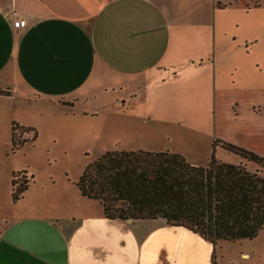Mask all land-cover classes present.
Wrapping results in <instances>:
<instances>
[{
    "label": "crops",
    "instance_id": "crops-1",
    "mask_svg": "<svg viewBox=\"0 0 264 264\" xmlns=\"http://www.w3.org/2000/svg\"><path fill=\"white\" fill-rule=\"evenodd\" d=\"M17 16L24 27H12ZM204 79L214 109L237 114L245 100L262 116L264 0H0V97L14 107L28 96L70 106L128 88L127 97L104 104L122 107L158 84L197 94L189 81ZM12 122L32 128L15 115ZM246 136L252 141L244 144ZM235 138L264 155V129ZM25 173L26 189L0 217V264H219L209 244L182 226L107 219L75 185L36 183ZM239 258L247 264L250 256Z\"/></svg>",
    "mask_w": 264,
    "mask_h": 264
},
{
    "label": "rangeland",
    "instance_id": "rangeland-1",
    "mask_svg": "<svg viewBox=\"0 0 264 264\" xmlns=\"http://www.w3.org/2000/svg\"><path fill=\"white\" fill-rule=\"evenodd\" d=\"M238 64L246 65L247 61L239 58ZM189 83L198 86L197 94L188 89L175 93L171 87L158 84L148 93L140 92L133 104L122 107H104V104L119 96L127 97L128 88L107 89L97 98L82 99L70 106L48 105L28 96L22 105L16 102L18 105L14 107L12 100L0 97V217L12 204V171L17 173L16 177L21 172L27 177L26 171L36 183L49 178L47 181H54L56 187L74 188L82 169L106 151H167L197 165L213 157L255 171L253 162L227 151L219 143L236 146L231 141L240 130L246 135L252 129L263 130V111L260 110L262 116L256 115L245 100L240 102L237 114L230 107L225 111L214 109L208 81L204 79L200 85L195 81ZM238 83H245V79L239 78ZM14 115L31 124L35 137L30 141L31 135L22 133L20 136L26 137V141L11 152L10 122ZM215 121L218 134L214 131ZM247 138L242 143L252 141ZM260 174L264 175V171ZM206 242L213 248L219 264H228L229 259L233 264H245V259L239 258L240 252L249 253L247 264H264V220L251 239L217 240L213 247Z\"/></svg>",
    "mask_w": 264,
    "mask_h": 264
},
{
    "label": "trees",
    "instance_id": "trees-1",
    "mask_svg": "<svg viewBox=\"0 0 264 264\" xmlns=\"http://www.w3.org/2000/svg\"><path fill=\"white\" fill-rule=\"evenodd\" d=\"M18 131V133H16ZM35 137L31 127L12 122L10 151ZM216 143V141H213ZM219 145L257 169L210 157L203 165L167 151H106L88 163L74 185L81 196L96 200L107 219L161 218L208 241L251 239L264 220V155L226 142ZM10 177V199L17 201L31 176ZM213 252V248H212Z\"/></svg>",
    "mask_w": 264,
    "mask_h": 264
},
{
    "label": "built area",
    "instance_id": "built-area-1",
    "mask_svg": "<svg viewBox=\"0 0 264 264\" xmlns=\"http://www.w3.org/2000/svg\"><path fill=\"white\" fill-rule=\"evenodd\" d=\"M25 26V20L21 16H17L13 21H12V27L13 28H22Z\"/></svg>",
    "mask_w": 264,
    "mask_h": 264
}]
</instances>
